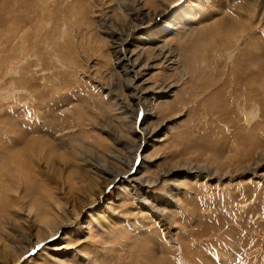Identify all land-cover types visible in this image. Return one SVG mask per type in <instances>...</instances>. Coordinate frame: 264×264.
<instances>
[{"label":"rangeland","instance_id":"1","mask_svg":"<svg viewBox=\"0 0 264 264\" xmlns=\"http://www.w3.org/2000/svg\"><path fill=\"white\" fill-rule=\"evenodd\" d=\"M155 1L145 10L161 14L170 4L168 11L144 26L170 23L160 38L172 34L171 53L132 72L145 85L170 86L167 93L157 88L156 95L147 94L155 114L145 124L160 126L157 141L148 145L147 138L117 135L127 131H121L127 125L119 118V100L132 108L127 120L136 117L138 124L143 117L107 34L133 19L117 0H0V166L11 165L0 172L17 167L28 178L22 187L32 192L20 196L10 189L2 195L15 223L27 219L32 230L40 225L44 231L41 218L27 215V208L49 194L65 202L61 187L88 172L83 150L104 164L102 155H120L125 149L118 144L124 142L140 149L138 156L153 158L145 162L143 179L153 181L160 172L157 181L139 187L132 181L109 184L90 208H81L78 199L75 208L62 203L71 215L81 209L76 223L57 230L18 263L20 237L0 236V264H264V0ZM103 18L109 20L102 28ZM146 33L133 32L127 53H140ZM140 132L136 128L137 137ZM113 145L123 151L114 152ZM118 160L104 166L125 168ZM188 162L209 168L182 178L187 168L180 166ZM171 167L176 169L163 173ZM94 177L97 188H104V177ZM172 180L181 187L175 195ZM143 197L153 213L141 208ZM5 242L7 255L1 252Z\"/></svg>","mask_w":264,"mask_h":264},{"label":"bare ground","instance_id":"2","mask_svg":"<svg viewBox=\"0 0 264 264\" xmlns=\"http://www.w3.org/2000/svg\"><path fill=\"white\" fill-rule=\"evenodd\" d=\"M75 1V0H74ZM78 1V0H77ZM126 0H117V2L119 3L120 5V9L121 11H125L126 14L128 16H133V19L132 21L128 22V24H121L124 26V28L122 27H119L120 31H114V30H111L109 33L107 32L108 36H110L113 41V44H112V48H113V53H114V57H115V62L117 64V67L118 69L121 71L122 73V76L124 77L125 79V85L127 87V90L130 92V95L131 97L134 96V100H135V104L138 105V107H140L143 111H141V115H143L142 117V120L140 121V123L137 124V121H136V117H133L134 118V121H130V120H127L128 118H130L128 115V113H130L131 111V107H129L128 103L125 104V102L122 100H119L118 103L116 105H119V112H120V116L119 118L121 119L122 122H125L126 123V128L125 129V124L123 126L122 124V128L123 130L121 131H126L125 134H123V132L121 133H117V135L121 136L122 138H127L128 136L134 140H136V138H140L143 139V141H146V138L148 139V145L153 141H157L158 139V132L160 130V126H159V123L157 124H152V123H147L145 124V118L149 117L150 115H154L155 114V109H154V106H152V103H151V100L149 99V97L147 96V94H151L152 96L156 95L157 93V88H159L161 90L160 93L162 92H168V90L170 89V86L168 84L166 85H163V84H159L156 88L152 85L151 87V84H148V85H145V82L146 81H143L141 80V82H138V80H136V78L133 76L132 72L135 71L136 73H138L139 70H142V69H146V68H151L153 67V65H151V63L149 62V59L151 60H155L157 58L159 59H163V57H168L171 53V51H167V41H171L169 39V37H171L172 34H169L163 38H160L161 35L163 34V32H165V30L168 28H172V26L169 24L166 25V27H153L155 26L154 24L151 26H144L145 24L149 23V19L151 17H153L154 15H160V17H163L165 15V12L168 11V8L170 6L169 3H172V2H176L177 0H164V3L168 2L169 5H167L165 7V9L163 10V12L161 14H159V12H156L157 10L155 9H152V11H154V13L156 12L157 14H154V13H150V11H147L145 10V4L150 5L152 6V3L148 2L149 0H146L145 3H143V7H139V8H133L132 6V2L133 4L135 2H139V0H131V3L129 4H126L125 2ZM153 2V6L156 4V1L155 0H151ZM75 3V2H74ZM162 3V4H164ZM245 5V4H244ZM74 6V5H73ZM160 6H162L160 4ZM253 7V6H252ZM152 8V7H151ZM243 8V7H242ZM246 8V7H245ZM249 8V7H248ZM247 8V9H248ZM149 9V8H148ZM194 9V8H193ZM196 10V9H195ZM195 10H192V14H195L196 11ZM241 10V9H239ZM244 12V11H243ZM150 13V14H149ZM254 13V12H253ZM191 14V16H192ZM199 14V13H198ZM238 14V13H237ZM149 15V16H148ZM195 16V15H194ZM242 16V15H241ZM117 17V16H116ZM143 18L142 19V22L141 24H139V19L140 18ZM198 17V16H197ZM243 17V16H242ZM74 18V17H73ZM210 18V17H209ZM251 18V17H250ZM192 19H195V18H192ZM197 19V18H196ZM231 19V18H230ZM236 19V18H235ZM105 20H109V19H105L103 18L101 20V26L102 28L104 26H106V23ZM178 21V20H177ZM232 21L235 22V20L233 19ZM123 22V21H122ZM212 25H214L216 23V17L213 18L212 21H210L209 23H212ZM230 22V21H229ZM233 22V23H234ZM237 22V21H236ZM241 22V21H240ZM121 23V22H120ZM119 23V24H120ZM118 24V25H119ZM239 24V23H238ZM211 25V26H212ZM168 26V27H167ZM56 28V26H55ZM115 28V27H113ZM111 28V29H113ZM117 28V26H116ZM214 28V27H213ZM54 29V28H53ZM165 29V30H163ZM212 29V27H211ZM147 30H150V32L146 33ZM107 31V30H106ZM105 31V32H106ZM136 31H139V32H145V37H141L140 40H141V44H145L146 43V46L144 45V47H142V50L140 51L139 54H135L133 53V49H131V51L129 53H127V50H128V41L130 40V37L133 35V32H136ZM193 32V31H192ZM7 33V32H6ZM10 33V32H9ZM166 33V32H165ZM230 34V33H229ZM228 33L226 35H229ZM233 37V36H232ZM102 39V38H101ZM108 39V38H107ZM109 41V40H108ZM139 41V40H138ZM110 42V41H109ZM108 42V43H109ZM157 42V43H156ZM171 45V43H170ZM141 46V45H140ZM143 46V45H142ZM3 47V46H2ZM133 48V47H132ZM150 48V49H149ZM169 48V47H168ZM140 49V48H139ZM153 49H155L156 51H153ZM167 52V53H166ZM134 54V56H132ZM233 54V53H232ZM143 55L145 56V58L143 57ZM149 56V57H148ZM165 59V58H164ZM152 61V62H153ZM163 61V60H162ZM15 62V61H14ZM170 67V66H169ZM8 68V67H7ZM118 70V71H119ZM196 70V69H195ZM117 71V72H118ZM119 71V73H120ZM113 75V74H112ZM118 75V73H117ZM97 76V75H96ZM147 79V78H146ZM145 80V79H144ZM189 81V80H188ZM102 84V83H101ZM105 84V83H104ZM203 84V83H202ZM201 85V84H200ZM109 86V85H108ZM105 87V86H104ZM155 89H154V88ZM110 88V87H109ZM137 89H138V92H137ZM6 93V92H5ZM9 93V92H8ZM7 93V94H8ZM109 93V92H108ZM165 93V94H166ZM217 93V92H216ZM138 95H139V98H138ZM161 95V94H160ZM164 95V94H163ZM212 97V96H211ZM163 100V98H162ZM157 101V100H156ZM163 101H166V99H164ZM139 108V109H140ZM70 110V109H69ZM68 111V110H66ZM76 113V112H75ZM126 115V116H125ZM141 117V116H140ZM147 120V119H146ZM119 124V123H118ZM121 124V123H120ZM121 126V125H120ZM136 128L138 130H140L141 132L138 133L139 134V137L136 136ZM119 132V131H118ZM111 136V135H109ZM117 140L115 139L114 137H112V140ZM113 142V141H112ZM159 142V141H158ZM153 143L151 145H153ZM82 144V143H81ZM85 146V144H82ZM119 145H123L122 148L123 150L125 149L124 152H121L120 155H116V154H105V155H102L103 157V163L104 164H101L100 163V160L99 162H95L96 160L93 158L95 156H93V154L87 152V151H82V155L81 157H83L82 159H85L89 161V165H88V172L91 173V175H88L87 177H85L88 172L86 173V175L83 177H81V179H79L77 176H73L70 178L69 176V182H73V185L69 187V185H67V189H65V187H61V189L63 191V193L65 194V202L63 201L62 203H64V205H67L69 202H66V201H70L71 203H69V205H71L72 208H75L74 206V203L73 201H75V199H78L79 201H81L82 203V207H91L95 204V202L97 201V199L100 197V195L104 192L105 188L109 185V184H114V183H118L119 181H124L125 182H136V186L139 187V185L141 183H145V181H149L147 179H143L146 175L143 174V171L145 170L146 168V165H145V162L146 161H152L153 158L147 156L148 154L144 155L143 157L141 156V154L138 156V149L137 147H131L129 146V144L127 143H120L118 144ZM114 147V152L116 153H119L122 149L120 147H116L115 145H113ZM112 147V146H111ZM75 148V147H74ZM112 149V148H111ZM81 150V149H80ZM122 150V151H123ZM126 154V155H123V154ZM128 153H132V156L129 157ZM79 155V154H78ZM92 155V156H91ZM124 157H123V156ZM65 156V155H64ZM63 156V159L61 160V162H59V164H61L62 166L66 163L64 162L65 160H67V156L64 157ZM75 156V155H74ZM138 156V158H137ZM79 157V156H78ZM122 157V158H121ZM145 157V158H144ZM69 159L72 160V158H70L68 156ZM128 158V159H127ZM80 159V158H79ZM95 161H94V160ZM118 159H123L121 160L122 163H124L125 165V168H119V165L117 169L115 163V167L117 170H113L111 166V162L113 160V162H116V161H119ZM130 159V160H129ZM81 160V159H80ZM129 160V161H128ZM139 161V163L136 165L138 167H136V169L132 172L131 171V168H132V165L136 163V161ZM70 161V160H69ZM79 161V160H78ZM98 161V160H97ZM64 162V164H63ZM68 162V161H67ZM46 163H50V162H46ZM105 163H107V165L109 163L110 166H108V169L107 166ZM7 164V163H5ZM58 164V165H59ZM93 164V165H91ZM120 164V163H119ZM55 165V164H54ZM60 165V166H61ZM105 165V166H104ZM113 165V164H112ZM123 164H121L122 166ZM11 165H1L0 166V171L1 170H6L10 167ZM47 166H50V165H47L46 164V167ZM90 167V169H89ZM177 168L179 167V165L176 166ZM176 167L174 168H169L167 169L165 172L163 173H168L170 172L172 169H176ZM180 167H183V168H187L186 171H181L184 172L185 176H182L183 177H186L187 175H191L190 177H194L195 178V174H193L192 172L196 171H200V170H204V171H207L208 170V166H205V165H197V164H194L193 162H188V163H184V164H181ZM51 168V167H50ZM66 169V167H64ZM114 168V166H113ZM61 170L64 171V169L62 168ZM85 170V169H84ZM184 170V169H183ZM189 172H188V171ZM36 171V170H35ZM87 171V170H86ZM142 171V172H141ZM216 171V170H215ZM215 171H213L211 173V175H216ZM66 172V171H64ZM85 172V171H84ZM175 172V171H174ZM73 173V172H72ZM75 173V172H74ZM178 172H176L177 174ZM181 173H178V174H181ZM38 174V173H37ZM76 174V173H75ZM139 174V175H137ZM175 174V175H176ZM71 175V174H70ZM96 176L97 178L98 177H104L102 180H105V186L104 188H102L101 190L98 189L95 182H93L95 180V177ZM160 172L158 171L156 174H155V179L153 181H149V182H152L154 183L155 181H157L160 177ZM15 177H18L17 179H19L18 181L19 182H15ZM154 177V175H153ZM26 176L24 174H21L20 172L17 171V167L14 168V170L12 171H9V172H6V173H1L0 172V236H4L6 235L7 233L11 234V235H14V236H19L20 239H19V244H15L13 243V246L17 245V249L19 250V253L20 255H18V257H16V260H14L15 263H18V259L20 258L21 255H26L28 253L33 251L35 248H37L39 246V243L40 242H43V241H49L51 239V237H53L57 230H59L60 228L62 230H65L66 227L65 226H68V225H73V223H76L77 221V218L79 216V214L81 213V209H78L79 211L76 212L74 215H71L69 213V211L67 212L66 209H64V207L62 206V203L60 202L61 200L58 201V199H55L53 194H49L50 196H44L46 199H39L34 203H33V206L31 205L29 208H27V215H29V213L31 212H34L33 214V218H41L39 221V223L43 224L44 225V231L42 229V226L39 225V227H36L35 229V226H33L34 230H32V225L29 223V221L27 219H21L18 221V223H15V219L14 218H11V215H9L7 212H6V208H7V205L5 204V199L2 198V195L5 194V191L7 190H13L14 193L16 194H19L20 196H23L24 194L27 195V196H31L32 195V192H30V189L29 188H23L22 186L23 185H28L26 182L28 180H26ZM28 179V178H27ZM43 179V178H42ZM99 179V178H98ZM172 179V178H171ZM175 179V178H173ZM31 180V179H30ZM29 180V181H30ZM93 180V181H92ZM176 180V179H175ZM183 180V179H182ZM144 181V182H143ZM173 181V180H172ZM177 183H179L178 181L179 180H176ZM67 182V181H66ZM61 183V182H59ZM68 183V182H67ZM148 184V182H146ZM152 183H149L148 185H152ZM174 184V190L175 192L173 193V195L179 193L178 189H181V187L175 183V181L172 182ZM31 184V182H30ZM63 184V183H61ZM70 184V183H69ZM32 186V185H30ZM35 186V185H34ZM63 186V185H62ZM126 186V185H125ZM25 187V186H24ZM29 187V186H28ZM127 187V186H126ZM180 187V188H179ZM43 188V187H42ZM23 190V191H22ZM133 190V189H132ZM178 191V192H177ZM9 192V191H8ZM22 192V194H21ZM170 192V191H169ZM10 193V192H9ZM47 193V192H46ZM133 193V192H132ZM171 194V193H170ZM45 195V194H44ZM133 195H135V197L137 199L138 196H137V193H133ZM172 195V196H173ZM40 196V195H39ZM4 197V195H3ZM7 197V195H6ZM17 196H15V199H16ZM43 197V195L41 196ZM4 199V200H3ZM25 199V198H24ZM136 199V200H137ZM9 200V199H7ZM17 200V199H16ZM45 200L46 204L45 206H43L41 203ZM141 200V199H140ZM142 200H146V202L144 204L140 202L138 203H141L140 206H142L141 208L145 209V210H148L150 213H153L150 209H149V203L150 201H147V198L143 197ZM171 200V199H170ZM20 203H24L22 200H19ZM169 201V200H168ZM172 201V200H171ZM170 201V202H171ZM29 202V201H28ZM174 202V201H173ZM7 203V201H6ZM164 203V202H163ZM2 204H4V207L2 206ZM44 204V202H43ZM79 204V203H78ZM77 204V205H78ZM9 205V204H8ZM29 204H25V206H27ZM76 205V206H77ZM81 205V204H80ZM155 205V204H154ZM168 205V202L166 204L165 207H167ZM17 206V205H15ZM79 206V205H78ZM13 207V206H12ZM46 207V208H45ZM66 207V206H65ZM154 207V206H153ZM157 207V206H156ZM20 209V208H24L22 207L21 205H18L17 206V209ZM79 208V207H77ZM25 209V208H24ZM87 210V208H86ZM161 210V209H160ZM74 211V210H73ZM72 211V212H73ZM162 211V210H161ZM49 212L51 213V215L49 214ZM163 212L165 213L166 212V209L163 210ZM26 216V215H25ZM156 218V217H155ZM33 224V223H32ZM35 225V224H34ZM89 228V227H88ZM42 229L43 232H40ZM49 232V233H48ZM48 233V234H47ZM67 232H65L66 234ZM75 235H76V232H74ZM46 234V235H45ZM12 237V236H11ZM3 238V237H2ZM17 238V237H15ZM64 238H67L64 236ZM18 239V238H17ZM87 240V239H86ZM16 241V240H14ZM67 241V240H66ZM82 241H85V238L82 240ZM70 242V241H69ZM66 244V246L69 247V245L71 246V244ZM78 244V243H77ZM9 245V244H8ZM8 245H7V242L3 243L2 245V249H1V252H4V254L7 255V252L9 253V251L7 250L8 249ZM11 245V243H10ZM79 245V244H78ZM77 245V246H78ZM11 249V248H9ZM15 249V248H14ZM15 251V250H14ZM14 253V252H13ZM15 254V253H14ZM3 255V254H2ZM6 255L4 256V258L6 257ZM27 256V255H26ZM155 257V256H154ZM25 258V257H23ZM152 258V257H151ZM7 259V258H5ZM5 259L3 261H5ZM158 259V258H157ZM12 262V261H11ZM160 262V261H159ZM6 264V263H5Z\"/></svg>","mask_w":264,"mask_h":264}]
</instances>
